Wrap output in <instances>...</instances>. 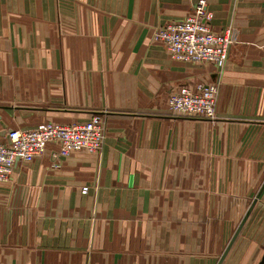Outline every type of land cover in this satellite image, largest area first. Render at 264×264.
<instances>
[{
    "label": "crops",
    "instance_id": "0c3cea01",
    "mask_svg": "<svg viewBox=\"0 0 264 264\" xmlns=\"http://www.w3.org/2000/svg\"><path fill=\"white\" fill-rule=\"evenodd\" d=\"M195 1L0 0V142L107 121L98 156L52 168L48 145L0 184V264H259L264 0H206L212 32L237 31L212 122L172 116L168 98L216 82V68L152 40Z\"/></svg>",
    "mask_w": 264,
    "mask_h": 264
},
{
    "label": "built area",
    "instance_id": "2783aa9c",
    "mask_svg": "<svg viewBox=\"0 0 264 264\" xmlns=\"http://www.w3.org/2000/svg\"><path fill=\"white\" fill-rule=\"evenodd\" d=\"M213 14L206 0H196L191 11L181 20L154 30L152 40L161 43L170 60L186 64L212 65L219 79L214 83L180 86L170 93L168 111L172 116L216 120V105L229 48L237 42V31L226 28L214 33L210 23ZM106 116L94 114L82 123L61 125L40 123L31 129H5L0 142V184L10 182L15 164L30 163L43 154L48 145L52 168L72 154L83 152L90 156L102 153L106 139ZM88 187L81 189L82 194Z\"/></svg>",
    "mask_w": 264,
    "mask_h": 264
},
{
    "label": "water",
    "instance_id": "95a60500",
    "mask_svg": "<svg viewBox=\"0 0 264 264\" xmlns=\"http://www.w3.org/2000/svg\"><path fill=\"white\" fill-rule=\"evenodd\" d=\"M2 133L4 134L5 132L3 131ZM1 135H2V134H1ZM2 136H3V135H2ZM254 204H255V202H254L252 205H254ZM259 264H264V255H263L261 261L259 262Z\"/></svg>",
    "mask_w": 264,
    "mask_h": 264
},
{
    "label": "rangeland",
    "instance_id": "374dc122",
    "mask_svg": "<svg viewBox=\"0 0 264 264\" xmlns=\"http://www.w3.org/2000/svg\"><path fill=\"white\" fill-rule=\"evenodd\" d=\"M192 119H194V118H192ZM201 120V119H200Z\"/></svg>",
    "mask_w": 264,
    "mask_h": 264
}]
</instances>
